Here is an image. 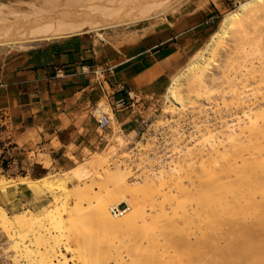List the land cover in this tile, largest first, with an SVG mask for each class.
I'll return each mask as SVG.
<instances>
[{"label":"rangeland","instance_id":"rangeland-1","mask_svg":"<svg viewBox=\"0 0 264 264\" xmlns=\"http://www.w3.org/2000/svg\"><path fill=\"white\" fill-rule=\"evenodd\" d=\"M44 1L46 0H0V42L4 43L0 45V56L6 54L7 52L20 53L23 51L36 48L40 45L49 43V41L47 42L34 41V42H29V43H23L22 41L27 42V41L34 39V37L38 36L41 32L48 31L47 29L49 28V26L65 25V23H68V22H74V23H78L82 25L83 30L81 31H83V33L81 34L94 36L97 39H99L101 43L116 46L120 43V41H118L120 40V38H125L126 36L138 35L139 32L140 34L144 35L147 30L152 31L154 28L157 29L163 26L167 27L168 24L171 25L172 23H174V21L177 20L178 17H182L190 13H198V12L201 13V11H203V12H207L208 15L213 17L212 22H209V24L206 26L207 27L206 32H203V31L198 32L197 35L189 37L188 41L198 40V42L194 44V46L187 48V52L182 62L176 68L175 73L171 75V78L169 80V83L164 93L155 97L152 100L145 102L144 104H142V106H139V107L137 106L135 108L134 110L135 113L133 114L134 116L132 117H138L140 115L145 121L144 124L141 126L143 127L142 130L144 132L143 137L139 133H137L138 135H135L133 133L127 135L128 130H124L123 132L125 134H121L120 127H118L117 123L115 122V119L113 118L111 122L112 123L111 129L108 130L105 135H100L101 140L104 142V145L100 148L99 151H96L95 153L86 151V154L82 159H72V158L69 159L71 161V165L69 167H66V166L61 167L58 165L57 166L55 165L54 167H50V165H48L49 162L44 161L43 165L48 166L47 168H45L42 171L36 170L34 173H28L27 169L20 171L19 173H20L21 179L19 178L18 179L19 182L15 184L14 182H12V179H10L9 177L10 175L6 174L2 170V168L6 167V162L0 156V183L9 181L11 186H13L11 189H9L10 191L8 190V192L6 191V193L0 192V207H1L0 209H3L6 212L7 216L9 217L11 221H13L14 215H17V214L22 215L25 213L32 214L41 223L42 230L46 229V231H48L52 236H54L56 239L59 240V245L57 249L59 251L58 254L63 255L65 260H67L68 264H76V262L70 259V253L68 252L72 248L70 250L67 248L69 245L71 246V242H70L71 239L72 240L77 239L79 241L81 240V242L83 243L82 237L85 231L87 232L84 234V236L89 232L88 230L90 231L93 230V234L90 232L91 236L89 233V237L91 238L93 237L92 238L93 241L91 240L92 242H90L92 243L91 247L95 249L96 244H98L100 248H103V250L107 251V252H104L106 254L112 251L113 252L114 251L117 252L119 250L122 251L124 249L123 245H126L124 243V240L133 238L134 236L132 235L131 237H129L118 231H107L106 230L107 232L106 231L105 232L107 234L103 233L104 230L101 231L102 229L100 230V228H98L93 223L92 217L90 218L91 212L93 211L91 207L95 209L94 206L95 205L97 206L98 203H103V204L108 203L109 204L111 203L110 201L113 199L111 197L112 199L109 200L107 195H109V192L112 193L114 191V190L110 191L112 189L111 187H113L112 186L113 183H111L113 181L110 182L111 180L110 174H112L116 170L115 167H117L118 171H121L124 173L128 171L127 174H129V176L126 179V182L128 185L121 189L122 195H124L125 199L127 197L126 200L128 201L125 202V204L121 205L122 209L118 207L117 208L118 210L120 209L119 210L120 212L127 210V212L124 214H128V213H131L137 210L138 218L136 220V223H138L139 226L141 225V228H137L136 230L134 229V231H132L133 234L137 235V234L149 233L152 225L154 226V223L147 221L148 219L147 216L149 217L153 216L155 212L151 211L153 209H150L149 211L148 209L149 206L147 205H150L152 207L154 203L162 201V200L167 201V202L169 201L173 204L178 205V207L175 208L174 211H172L173 214L170 213L169 211L161 214L163 215L162 218H166V219H169V218L175 219V220L185 219L187 217L186 215L190 213L189 206H188L191 200V195L189 193L190 192L189 181H191L190 178L196 175L200 176L203 174L202 169H201L202 167L200 165L201 163L202 165L207 167V170L212 169V167L214 166L213 163L215 161V156L214 155L208 156L207 154L202 153L199 149L200 147H202V144H203L202 139L205 137V135H207V133L210 134L209 137L211 136L210 137L211 141H213L214 139L217 140L216 130L214 128L215 127L214 118L217 116L216 111L218 110L215 109L216 107L215 108L213 107L215 106V102H216V100L214 99V94H217L218 92L214 90V88H217L214 86H211V91L209 88H207L209 92L207 91V89L196 88L198 92L200 91L199 94L196 89L194 90L192 88L193 91L192 89H189V91L186 93L187 95L186 97H189L187 98V101L189 102L191 101V99L193 100L195 97L200 98V96H203L204 94L205 96L207 97L209 96V97L207 98L203 96L204 99L200 98V99H197L196 101L194 100L195 103L193 101H191L192 103L190 102V104L187 102L186 105H184L183 109L181 110L178 107L174 106V104L169 101V98L167 97L168 89H170V86L172 85V81L174 79L175 80L177 79L178 81L182 82L186 78L185 76L188 73L186 69L189 67V65H192L195 63L197 64V62L202 63V61H199L200 55H203L202 52H204V49L207 48V45L209 44V42L211 40L213 41V38H215L214 40H216L214 42L218 41L219 43L220 41H223L222 44L217 49L218 55L222 59V54L224 50L223 47H225L226 40L225 39H224L225 41L221 40L223 39L222 38L223 35L219 36V34L222 33L220 31H222L223 20L228 18L230 13H233V11L236 12V10H238L242 5L249 4L250 2L253 3V1H256V0H80L79 8H73V9L63 7L64 2L62 0H60L59 5L57 4L55 6H44L43 4H41V2H44ZM140 12L142 15L140 14ZM143 12L145 15L143 14ZM262 19H264V17H262L261 20H259V22L260 21L261 22L258 23V26L260 28L264 27V24H262L264 20ZM60 23H63V24H60ZM12 42H16V43H12ZM215 58H213V60H215ZM209 60L210 61H208V63L212 61L211 62L212 64L209 65L210 63L209 64L206 63V65H209V66L207 67L205 65L202 68L203 74H210V72L212 71L211 67L215 69L214 65H216V62L214 61L215 64L213 65V60L212 59H209ZM227 63H228L226 64L227 68L231 70V66H232L231 60L230 62H227ZM228 79L229 77H225L224 81L222 82L226 83L225 81H227ZM183 90L184 89L182 88L180 93L183 92ZM205 90L209 93V95H207L208 93ZM203 91L204 93H202ZM192 93H193V96L191 95ZM249 93L250 92H248L247 95ZM189 94L192 96V98H190ZM227 102L228 103H226L225 101L224 105L225 103L229 104L232 101L228 100ZM213 109H215V112H213L214 111ZM239 113H240L239 111H235L236 115L234 114L233 116L236 117ZM223 116L222 115H220V117L217 116L216 119L218 118L220 119L221 117H222L221 119H223L224 121H227L228 119H230V117H232L230 120L235 119V117H233L232 115L228 117H226L225 115ZM224 118H226V120ZM202 121L204 122V124L206 123L207 126L204 124L202 125L203 123ZM198 122L200 123L198 124ZM134 127H136L137 130L142 131L140 130V127L138 126V124H136V126L134 125L133 128ZM173 131L176 133H174ZM212 135L214 138L212 137ZM207 140L209 139L207 138ZM193 142H195L196 144ZM208 142L209 141H207L206 143ZM174 143L176 144V146H174L175 145ZM197 143L201 145L198 146ZM213 144H214V141H213ZM171 146H173V148ZM0 147H1V142H0ZM173 149L176 150L175 152L177 153L173 152ZM178 149H181L182 151ZM168 153L170 154L168 155ZM131 160L133 161V163ZM260 160L264 161V157H262ZM186 163L188 164V166H192L193 168L195 167L196 168L192 170L193 168L191 169V167H188ZM196 164L200 165V167L198 165L197 167ZM137 168H140V169H137ZM186 168H188V171L191 170L192 172H188V171L186 172L185 171ZM172 169L174 172L172 171ZM176 169L182 172L181 173L176 172L177 174L179 173L177 175L175 173ZM150 172L153 173L152 176ZM100 173L102 174L100 175ZM104 173H105V177L107 175L106 178L107 180L109 179L108 182L110 184L106 181V178L103 176ZM81 175H82V178H81ZM160 175H161V178L159 182ZM163 175H167V176H163ZM37 176H40V177H37ZM77 178H78V181H76ZM103 178H105V180ZM138 178H140V180ZM165 178L167 179V182ZM178 178L181 181L180 183H179ZM208 178H209V174H207V179ZM100 179L103 182L99 181ZM92 182L95 184H92ZM143 183L146 184L145 192L141 191V195H139L138 193H136L137 189L135 191V186L136 187H138L139 185L141 186L143 185ZM167 184L168 185L170 184L171 186L170 185L168 186ZM20 185H22L21 187H24V188L26 187L27 190H29L28 196H24L23 191H15L17 190L16 187ZM77 185L79 187V191H77L76 193V190H78ZM85 185H88L89 189ZM166 185L167 187H165ZM232 185L242 186L241 182H239V184H232ZM73 187H76L77 189H74ZM165 188L167 189V191H165ZM36 189H38V191L40 190L41 193L42 192L43 193L41 194L40 191L38 192L36 191ZM46 189H49V190L47 191ZM50 189H52L53 193H50L51 191ZM82 189L84 190V192L81 191ZM257 189L259 191H257ZM69 190H71V192L73 191L72 196L69 194ZM173 190L175 191V193L173 192ZM74 191L78 196L76 194H73ZM106 191L107 192L109 191V192L107 193ZM162 191L164 193H161ZM35 192L38 193L37 195L39 198L36 197L37 195H35ZM159 193L163 194L161 195V198H160ZM262 193H264V188L238 187V188L231 189L230 193L226 194L227 196L226 198L228 199V201L226 202L227 204L226 207L228 208V212L230 213L231 216H237V211H240L239 206L236 204L237 200H233L232 196L239 195L241 198L242 197L245 199L253 198V199H256L255 201H258L259 198H262V196H264V194ZM54 194H55V197H54ZM175 194H178V195H175ZM130 195H132L133 198H131ZM12 196L18 197L19 199V201L17 202L18 204H12L11 202L13 201V199L11 200ZM56 196H57V199H56ZM60 196H61V199H60ZM153 197H156V198L153 199ZM100 198L104 200L100 202L101 200ZM175 198H177V200H175ZM64 199L65 200L67 199L66 203ZM151 199L153 200L151 201ZM209 200L211 202L212 201L216 202L217 200L216 195L214 193L210 194ZM82 202H84L83 205H82ZM87 204H90V206L89 205L87 206ZM134 204L136 206H134ZM59 206L60 208H58ZM77 206H79L80 209H78L79 207L77 208ZM137 206L138 207L140 206L139 209L135 208ZM211 207H210L211 209L210 211L209 210L205 211L204 209L203 211L200 210L199 215L202 216V214L206 215L207 213L211 215V211H212ZM57 208L59 210L56 211ZM81 208L84 210L86 209L87 210L86 212L88 211L90 212L91 210L92 211L90 212V214L83 212L84 216L81 217L80 214H82V212L81 213L78 212L80 210L83 211ZM87 208H89V210ZM112 209H110V213L108 214H110V216L113 219L122 217L120 215L114 218V216L111 214ZM75 210L79 214L78 213L76 214ZM69 212L70 214L72 213L71 216L67 215ZM87 214H89V217H87L88 216ZM76 215L80 216L81 218L78 217V219H75V220H70V221L68 220L70 217L74 218ZM210 215H208V218ZM247 215L249 216L250 213H247ZM65 217H67L68 219H66ZM65 219L68 221H66ZM86 219L88 220L87 221L88 223L83 222V220L85 221ZM57 222L59 223L58 226H56V224H58ZM163 222L164 221H162L160 224H162ZM65 224H67V226ZM53 226H55L54 228V230L56 229L55 231L52 230ZM156 227L157 226H154V228ZM37 229H38L37 226H33V230L35 231L34 233L37 232ZM58 229L59 231H61V233H59ZM66 229H68V231H65ZM76 229L77 231L78 230L79 231L75 232ZM80 229L81 230L84 229L85 231L82 232ZM192 229H193L192 226L188 224L184 226L182 230L190 231ZM15 230L17 229H14L12 230L13 232L10 231L8 234H6L0 229V242L6 245L5 247L10 253L8 264H12L13 258L23 253L21 252V245L13 246L14 242L18 241V239H16L18 235V232H17L18 230L17 231ZM99 231L102 234H105V236H103ZM155 231H158V228L152 230V232L154 233ZM32 234L33 233L29 232L30 242L29 240H26L24 242V245L27 246L29 251H31L32 256L35 257L38 255L37 254L38 244L34 242L35 239L33 238ZM110 239H112L113 241H110ZM82 248H85V247L80 246L79 248H76V249H79L78 252L81 255L83 254ZM63 249L67 253H65ZM21 259H19L20 264H34L32 262L30 263L27 262L25 258L24 259L21 258Z\"/></svg>","mask_w":264,"mask_h":264},{"label":"bare ground","instance_id":"bare-ground-1","mask_svg":"<svg viewBox=\"0 0 264 264\" xmlns=\"http://www.w3.org/2000/svg\"><path fill=\"white\" fill-rule=\"evenodd\" d=\"M62 1L64 2L63 7L70 8V9L79 8V5H80V0H62ZM41 4H43L44 6H55L57 4L58 5L60 4V0H46L44 2H41ZM262 17H264V0H256V1H253V3L250 2L249 4L242 5L238 10H236V12L233 11V13H230L229 17L223 20L222 31H220L222 33L219 34V36L223 35L222 36L223 39L221 40H224V39L226 40L225 47H223L224 50L222 54V59L219 57L217 49L219 48V46L222 44L223 41H220L219 43L218 41L214 42L216 40H214L215 38H213V41L211 40L209 44L207 45V48L204 49V52H202L203 55H200L199 61H202V63L197 62V64L195 63L192 65H189V67L186 69V71L188 72L187 75L185 76L186 80L184 79L185 81L183 80L182 82H180L177 79L176 80L174 79L172 81V85L170 86V89H168L167 97L169 98V101L173 103L174 106L182 110L184 105H186L187 102L190 104L191 101L194 102V100L196 101L197 99H200V98L204 99L203 96H205V94L203 96H200L201 95L200 94L199 95L200 98L195 97L196 98L195 99L193 97L194 98L193 100L191 99L190 102L187 101V98L189 97H186L187 96L186 93L189 91V89L193 88L195 90L196 88H199V89L209 88L211 91V86H214V87H217V88H214V90L218 92L217 94H214V99L216 100V102H215V106L213 105L214 106L213 108L216 107L215 109L218 110L216 111L217 116L220 117V115L222 116L225 115L226 117H228L231 115L233 116L235 114V111L240 112L236 117L233 116L235 117V119L230 120L232 118L230 117V119L227 118L228 119L227 121H224L223 119H221L222 117L220 119L218 118L219 119L218 120L216 119L217 116L215 115L216 116L214 118L215 124L214 123L213 124L215 125L214 128L216 130L217 140L215 139L213 140L214 144H213V141L210 140V137H211V136L209 137L210 134H208L207 132H205L207 133V135H205L204 133L206 138L205 137L203 139L201 138L203 140L202 142L203 144L199 150L202 153L207 154L208 156L214 155L215 161L213 163L214 166L212 167V169H209V170H207V167L202 165L201 163L200 165L202 167L201 169H202L203 174L200 176L196 175L190 178L191 181H189V184H190L189 193L191 195V200L189 202L190 204L188 205L190 213L186 215L187 217L185 219H178V220L170 219V218L169 219L162 218L163 215L161 214L166 213L167 211L172 213V211H174V209L178 207V205L176 204H173L169 201L167 202V201L162 200V201L154 203L152 207L150 205H147L149 206V208L147 207L149 211L150 209H153L151 211L155 212L153 216L149 217L146 215L148 217L147 221L154 223V226H157L156 228H158V231H155V233L152 232V230L156 229L152 225L151 227L152 230L150 229V232L152 233L149 232V233L137 234V235L133 234L132 231H134V229L136 230L137 228H141V225L139 226L138 223H136V220L138 218L137 210L131 213H128V214H124L127 212V210L122 211L121 213H119V215H121L122 217L120 218L118 217L117 219H113L110 216V214H108L110 213V209L112 208L114 209L118 207L122 209L121 205L125 204V202L128 201L126 200L127 197L125 199L124 195H122L121 193V189L128 185L126 182V179L129 176V174H127L128 171L124 173V172L118 171L117 167H115L116 170L112 174H110V177H111L110 182L113 181L111 182L113 183V185L111 184L113 187L110 186L112 189L111 188H110L111 190L109 189L110 191L112 190L114 191L112 193L108 191L109 195H107L109 200H111L112 198L113 199L110 201L111 203L109 204L108 203L103 204V203L97 202L98 205L94 206L95 209L91 207L93 211L92 210H91L92 212L90 211L91 212L90 218L92 217L93 223L98 228H100V230L102 229L101 231L104 230L103 233H106L107 231H118L129 237H131L132 235L134 236L133 238L124 240V243L126 245H123L124 249L122 251L120 250L117 252L112 251L106 254L104 252H107V251L103 250V248H100L98 244H96L95 249L91 247L92 243L90 242L93 241L92 240L93 237L92 238L89 237V233L91 232L93 234V230L92 231L88 230L89 231L87 233L88 235L86 234L84 236V234L87 231H85L84 229L83 230L80 229L82 232L85 231L82 237L83 238L82 241L85 245L81 242V240L79 241L77 239H73V240L71 239L70 241L71 246L67 243L69 245L67 249L70 250L72 248L70 251L67 250L70 253V259L76 262V264H264V196H262V198H259L258 201H255L256 199H253V198L252 199H245L243 197L241 198L239 195L232 196L233 200H237L236 204L239 206V209L241 211V212L237 211V216H231L230 213L228 212V208L226 207L227 205L226 202L228 201V199L226 198L227 197L226 194H229L231 189L238 188V187L264 188V161L260 160L262 157H264V92H262L264 91V27L260 25L262 27L260 28L258 26V23L261 22V21L259 22V20H261ZM60 24H63V23H60ZM262 24H264V22H262ZM47 30L48 31L41 32L38 36L34 37V39L30 41H27V42L22 41V42L23 43H29V42H34V41L47 42V41H52V40L54 41V40L64 39L66 37L69 38V37L78 36L81 33H83V31H81L83 30V26L78 23L68 22V23H65V25L49 26ZM12 43H16V42H12ZM2 44L4 43L0 42V45ZM213 58H215V60H213ZM209 59L213 60V65L215 64L214 61L216 62V65H214L215 69L211 67L212 71L210 72V74H203L202 68L206 65V63L207 64L210 63L209 65L212 64L211 63L212 61L208 63V61H210ZM230 60L232 62L231 70H229L226 66V64H228L227 62H230ZM209 65H206V66L208 67ZM225 77H229V79L225 81L226 83H223L222 81H224ZM182 88L186 91L183 90V92L180 93ZM207 91L209 92L208 89ZM248 92L250 93L247 95ZM202 93H204V91ZM191 95L193 96V93ZM191 95L189 94L190 98H192ZM207 95H209V93ZM228 100L232 102H230L229 104H226L228 103L227 102ZM225 101L226 103L224 105ZM98 107L102 108L103 104L102 103L98 104ZM215 109H213L214 110L213 112H215ZM103 111L108 112V110H103ZM224 119L226 120V118ZM200 122H198V124ZM203 124L204 122L202 123V125ZM204 125H206V123ZM207 138L209 140H207ZM206 140L209 142L206 143L207 142ZM197 145L199 146L201 144L197 143ZM174 146H176V144ZM171 147L173 148V146ZM178 150H181V149H178ZM175 151L176 150L173 149V152ZM169 154L170 153H168V155ZM197 165L198 164H196V166ZM200 165L198 166L200 167ZM188 167H191V169L193 168L192 166H188ZM195 168H193L192 170H194ZM137 169H140V168H137ZM185 171L187 172L188 168H186ZM176 172H180V171L176 169L175 173ZM188 172H192V171L189 170ZM102 173H100V175ZM152 174L153 173H151V176ZM207 174H209L208 179H207ZM103 176L105 177V173L103 174ZM163 176H167V175H163ZM81 178H82V175H81ZM105 178L103 179L105 180ZM140 178L138 179L140 180ZM160 178H161V175L159 176V182H160ZM108 180L106 178L107 182ZM76 181H78V178L76 179ZM99 181H102V180L100 179ZM166 182H167V179H166ZM180 182L181 181L179 180V183ZM239 182H241L242 186L232 185V184H239ZM92 184H95V183L92 182ZM167 185L165 187H167ZM21 186L22 185L17 186L16 187L17 190L15 191H23L24 196H28L29 190H27L26 187L24 188ZM85 186H87L88 188V185H85ZM12 187L13 186H11L9 182L0 183V192L6 193V191L8 192V190L11 189ZM145 187H146L145 183H143V185L141 186L139 185L138 187L135 186V191L137 189L136 193L141 195V191L145 192ZM73 188L74 189L78 188V190H76V193L77 191H79L78 185H77V188L76 187H73ZM52 189H50L51 190L50 193H53ZM46 190L48 191L49 189H46ZM174 190L173 192L175 193ZM36 191H38V189H36ZM81 191L84 192L83 189ZM165 191H167L166 188H165ZM257 191L259 190L257 189ZM70 192L71 190H69V194L72 196L73 191L71 193ZM76 193L74 191L73 194H76ZM161 193H164V192L162 191ZM212 193H214L217 197L216 202L214 201L211 202L209 200L210 194ZM37 194L38 193L35 192V195ZM161 195L163 194H160V198H161ZM175 195H178V194H175ZM130 196L131 198H133L132 195ZM36 197L39 198L38 195ZM54 197H55V194H54ZM155 198L156 197H153V199ZM56 199H57V196H56ZM60 199H61V196H60ZM153 199H151V201ZM66 200H65V203H66ZM102 200L104 199H101L100 202ZM175 200H177V198H175ZM83 203L84 202H82V205ZM88 205L90 206V204H87V206ZM79 206H77V208ZM134 206L136 205L134 204ZM80 207L78 209H80ZM139 207L137 206L135 208L139 209ZM210 207L212 208L211 215L208 213L206 215L202 214V216L199 215L200 210L203 211L204 209L205 211L207 210L210 211L211 210ZM58 208H60V206ZM58 208L56 209V211L59 210ZM89 208L87 209L89 210ZM82 210L83 211L81 210L78 211L79 213L82 212V214H80L81 217L84 216L83 212L87 211L86 209L85 210L82 209ZM78 212H76V214ZM90 212L88 211L86 213L90 214ZM247 213H250V215L248 216ZM71 214L69 212L67 215L71 216ZM89 214H87L88 215L87 217H89ZM208 215H210L209 218H208ZM76 216L74 218L70 217L71 219L70 218L68 219L67 217L65 218L70 221V220L78 219V217H80V216H77V217ZM87 221H88L87 219L85 221L83 220V222H87ZM162 221L164 222L160 224ZM188 224L191 225L193 229L190 231L182 230L183 227ZM58 225L59 223L56 224V226ZM65 225L67 226V224ZM33 226L38 227L36 233H34L35 231L33 230ZM54 228L55 226H53L52 230H54ZM0 229L6 234H8L10 231L14 229L18 230V231L15 230L18 232V235L16 238L18 239V241L16 242L14 240L15 242L13 246L21 245V252L23 253H21L20 255H17L18 254L17 253L16 254L17 256H15L12 260V264H20L19 259L21 258L23 259L25 258L27 262L29 263L32 262L34 264L35 263L37 264H59V263L68 264L67 260H65L63 255L58 254L59 251L57 249L59 245V240L56 239L54 236H52L48 231H46V229L42 230L41 223L32 214H28V213H25L22 215L17 214V215H14V219L13 221H11L9 217L7 216L6 212L3 209H0ZM65 231H68V229H66ZM76 231L77 229L75 230V232ZM29 232L33 233L32 235H33V238L35 239L33 240L34 242H36V244H38V247H37L38 255L35 257L32 256L31 251H29L27 246L24 245V242L26 240H29L30 238ZM59 233H61V231H59ZM91 233H90V236H91ZM102 235L105 236V234H102ZM110 241H113V240L110 239ZM80 246L85 247V248H82V252H83L82 255L79 254L78 252L79 249H76V248H79ZM64 252L67 253L65 250Z\"/></svg>","mask_w":264,"mask_h":264},{"label":"crops","instance_id":"crops-1","mask_svg":"<svg viewBox=\"0 0 264 264\" xmlns=\"http://www.w3.org/2000/svg\"><path fill=\"white\" fill-rule=\"evenodd\" d=\"M212 19L207 12L190 13L167 27L120 38L116 46L81 34L0 56V156L6 162L2 170L15 184L20 171L47 168L44 161L50 167H69V159L99 151L104 142L90 112L103 97L91 76L81 74L82 66L111 68L107 90L123 82L137 95L157 97L187 48L198 42L189 37L206 32ZM114 119L123 130L131 129L127 112ZM12 199L18 204V197Z\"/></svg>","mask_w":264,"mask_h":264},{"label":"built area","instance_id":"built-area-1","mask_svg":"<svg viewBox=\"0 0 264 264\" xmlns=\"http://www.w3.org/2000/svg\"><path fill=\"white\" fill-rule=\"evenodd\" d=\"M81 74L91 76L94 86L100 92H102L103 107L100 108L96 106L95 109L90 112V117L95 122L96 128L101 133V135H105L106 132L111 129L112 118L115 114L127 112L131 117L130 123L132 125L131 129L128 130L127 135L132 133L138 135L137 133H139L143 137L144 132L142 130L143 127L141 126L145 121L140 115L138 117L132 116H134V110L137 106H142V104L154 99L155 97H143L141 95H137L129 90L123 82L116 83L112 88H109L108 90L105 89V86H107L109 79L113 76L111 68L97 70L88 66H82ZM103 110H108V112H104ZM136 124H138L140 130L142 131L137 130L136 127L133 128V126H136ZM123 131L124 130L120 128L121 134H125ZM119 213L121 212L117 208H114L111 211V214L115 217H117ZM5 246L6 245L4 243L0 242V264L9 263L10 253Z\"/></svg>","mask_w":264,"mask_h":264}]
</instances>
